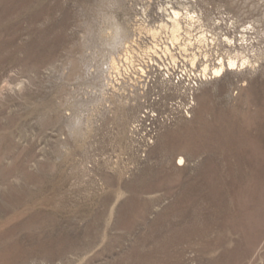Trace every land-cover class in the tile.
Masks as SVG:
<instances>
[{"label":"rangeland","instance_id":"1","mask_svg":"<svg viewBox=\"0 0 264 264\" xmlns=\"http://www.w3.org/2000/svg\"><path fill=\"white\" fill-rule=\"evenodd\" d=\"M198 2L240 44L264 0ZM130 9L0 0V264H264V151L252 167L243 148L264 126V40L219 79L178 49L185 69L143 93L105 71Z\"/></svg>","mask_w":264,"mask_h":264},{"label":"bare ground","instance_id":"2","mask_svg":"<svg viewBox=\"0 0 264 264\" xmlns=\"http://www.w3.org/2000/svg\"><path fill=\"white\" fill-rule=\"evenodd\" d=\"M117 1L118 0H115V2ZM159 6V9L163 11L164 14L158 22L153 23L150 21L153 16L147 10L144 12V15L138 12L135 16V22L131 23L130 26H127L129 22L128 24L125 22L124 26L114 18L115 26L113 25L112 31L105 36L108 50H113L112 55L108 58L109 63H105L107 68V70H105L106 72L111 71L113 75L115 73L116 77L117 74H123L124 70L122 71V69L124 68L122 67L124 65L126 66V63L136 67L137 61L140 62L135 54V51L140 53L138 46L139 48H144L146 52L147 50H152L154 55H160L159 53H161L171 58L174 63L177 59V55L173 50L180 49V53L182 52L185 55L184 57L189 59L193 66L199 61L201 62L202 80H208V76H210V79L222 78L226 71L256 68V66L259 65L260 59L263 58V53L258 51V44L260 42L262 43L261 39L264 40V3L260 7L261 13L258 14L257 18L255 16L253 17L255 18L253 23L249 21L240 26L243 28L242 31H238L240 34V37H238L240 44L237 41L233 44L232 36L228 33H218V29L221 28L215 27L216 23L212 18L206 16L204 12L202 13L190 0H162ZM259 6L260 4L257 3L255 7L258 9ZM218 9L221 10V8ZM251 32L257 33L255 36L256 39L253 38L252 35L250 37L249 33ZM144 37L150 38L145 40ZM149 40L152 42L151 44ZM223 42H225L226 45L223 46ZM153 54L148 55L152 57ZM216 55H218V62L213 63V57ZM126 70L128 69L126 68ZM141 71L145 72L143 69H141ZM248 143L249 144L246 143L243 146L245 158L252 167L254 165L258 166V159L262 158L261 155L264 151L263 125L260 126L259 135L254 139L252 138ZM180 161L181 165L185 163L184 158H180ZM262 162L264 161L262 160L261 163ZM260 164L259 168H261ZM254 184H256V182ZM255 214L256 213L253 215ZM253 215L251 214L250 216ZM248 217L249 215L246 220H249L243 222H245L246 226L253 227L255 231L254 234H257L256 232L260 231L257 229L258 224L256 226V223L254 224L252 222L254 217L251 218L252 220ZM3 258L4 256L0 255V261L3 260Z\"/></svg>","mask_w":264,"mask_h":264},{"label":"built area","instance_id":"3","mask_svg":"<svg viewBox=\"0 0 264 264\" xmlns=\"http://www.w3.org/2000/svg\"><path fill=\"white\" fill-rule=\"evenodd\" d=\"M131 1V9L128 10L131 13H141V15H144V12L147 10L149 13L152 14V18L150 21L158 22L162 18V15L164 14L163 11L159 9V4L162 0H130ZM168 1V0H165ZM193 2H196L199 4L198 0H191ZM145 7V10H144ZM203 11H206L203 10ZM136 20L132 16L129 17L130 22H134ZM150 38V37H147ZM147 38L144 37L146 40ZM145 42V41H144ZM143 42V44H144ZM150 44L152 43L149 40ZM147 43V42H146ZM140 53L135 51L136 57L139 61L136 63V67L134 65H130L129 63H126V66L122 67V71L124 70L123 74L121 75V78L125 82H127V86H135L138 88L139 92H146V90L149 89L150 86L153 85L155 82L156 76L158 75L160 80L166 82H171L174 79L175 73H180V71H183L185 69L186 62H181L180 59H178L177 63H174V61L171 60V58L164 56L163 54L159 53L162 56H157L152 53V50L144 51L145 49L139 48ZM174 53L179 55V51L174 49ZM148 54H153V56H149ZM151 57V58H150ZM130 65V66H129ZM126 68L128 70H126ZM141 69H143L145 72H142ZM126 71V72H125ZM129 74V75H127ZM156 99V97H155ZM154 99V100H155ZM159 101V97H157L156 101Z\"/></svg>","mask_w":264,"mask_h":264}]
</instances>
